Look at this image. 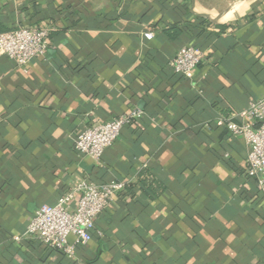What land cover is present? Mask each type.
I'll return each mask as SVG.
<instances>
[{"label":"crops","instance_id":"0c3cea01","mask_svg":"<svg viewBox=\"0 0 264 264\" xmlns=\"http://www.w3.org/2000/svg\"><path fill=\"white\" fill-rule=\"evenodd\" d=\"M16 26L50 34L25 67L0 53V264H264V193L226 128L264 97V0H0V34ZM194 44L204 62L174 74ZM134 108L99 162L76 153ZM79 180L127 187L68 260L24 233Z\"/></svg>","mask_w":264,"mask_h":264},{"label":"built area","instance_id":"2783aa9c","mask_svg":"<svg viewBox=\"0 0 264 264\" xmlns=\"http://www.w3.org/2000/svg\"><path fill=\"white\" fill-rule=\"evenodd\" d=\"M50 30L47 27L16 26L0 34V53L18 67L27 66L38 57H45L49 47ZM150 41L153 34L144 33ZM204 62V51L190 45L182 47L169 62L172 72L190 78ZM143 113L134 108L119 117L80 131L74 139L76 153L92 162H99L104 151L113 146L121 132L135 124ZM241 123L228 121L226 128L241 137L249 147L245 161V174L256 181L264 193V97L253 100L239 114ZM124 182L97 185L85 180L75 181L55 206L36 210L25 228V237L35 239L66 259L75 257V247L86 245L93 236L95 222L126 190ZM101 236V233H96Z\"/></svg>","mask_w":264,"mask_h":264},{"label":"trees","instance_id":"16d2710c","mask_svg":"<svg viewBox=\"0 0 264 264\" xmlns=\"http://www.w3.org/2000/svg\"><path fill=\"white\" fill-rule=\"evenodd\" d=\"M165 33H166V35L168 36V37H173V38H176V37H178L179 35H180V31L178 30V29H175V27H172L171 29H169V30H167V31H165ZM194 46H196V47H198V48H200L201 49V46L199 45V44H194ZM152 183H154L155 184V186H156V182L155 181H152ZM152 185V184H151ZM158 185V184H157Z\"/></svg>","mask_w":264,"mask_h":264}]
</instances>
